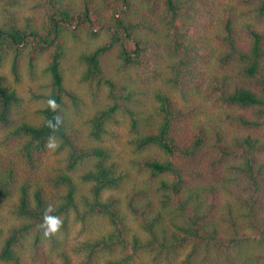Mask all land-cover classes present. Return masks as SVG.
<instances>
[{
    "label": "trees",
    "instance_id": "1",
    "mask_svg": "<svg viewBox=\"0 0 264 264\" xmlns=\"http://www.w3.org/2000/svg\"><path fill=\"white\" fill-rule=\"evenodd\" d=\"M26 1L0 0V65L43 76L27 112L0 75V264H264V0Z\"/></svg>",
    "mask_w": 264,
    "mask_h": 264
},
{
    "label": "rangeland",
    "instance_id": "2",
    "mask_svg": "<svg viewBox=\"0 0 264 264\" xmlns=\"http://www.w3.org/2000/svg\"><path fill=\"white\" fill-rule=\"evenodd\" d=\"M26 2H27V4L25 7V12L28 15L38 14L37 11L35 12V10L33 8L34 2H32L31 0H27ZM102 41L103 40L100 39L99 42H102ZM77 46H78V48L81 49L85 45L81 44V42H80ZM106 63H107V65L105 67L106 74L109 77H112L114 75L118 79L117 72L115 73L116 65L114 63V60L111 59L110 61H107ZM77 64L78 63L76 60L69 62V64H68L69 69H71L72 67H76ZM0 75H3V77H5V79L7 80V82H9L13 87H15L17 89L18 93H20L23 97H25L26 101H27V99H29L30 102L28 101L26 103H30L31 105H29V106L24 105L25 111L32 112L33 110H36L35 109L37 107L36 105H38L41 102V99H39L37 102H34V101H31V97L36 92H41L39 90V88H41V86H40L41 80H39V79L43 78V76H41V72H38L37 77L34 78L29 74V72L26 69H23V70H21L20 79L16 80L11 73L10 62L7 61V62H3L2 65H0ZM67 81L69 83H71L73 88H77V90H79L80 93H82L85 98H89V93H87L88 89H85L83 87V85L78 82V78L73 75L72 70H69L67 72ZM88 100H90V98Z\"/></svg>",
    "mask_w": 264,
    "mask_h": 264
}]
</instances>
